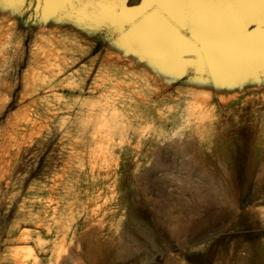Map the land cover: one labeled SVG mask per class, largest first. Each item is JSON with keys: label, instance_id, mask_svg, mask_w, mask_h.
<instances>
[{"label": "rangeland", "instance_id": "374dc122", "mask_svg": "<svg viewBox=\"0 0 264 264\" xmlns=\"http://www.w3.org/2000/svg\"><path fill=\"white\" fill-rule=\"evenodd\" d=\"M149 65L0 5V264H264V78Z\"/></svg>", "mask_w": 264, "mask_h": 264}, {"label": "water", "instance_id": "95a60500", "mask_svg": "<svg viewBox=\"0 0 264 264\" xmlns=\"http://www.w3.org/2000/svg\"><path fill=\"white\" fill-rule=\"evenodd\" d=\"M0 5H25L39 17L58 12L114 33L118 43L173 78L220 86L264 78V0H0ZM150 15L168 29L153 27ZM145 45L153 56L141 52Z\"/></svg>", "mask_w": 264, "mask_h": 264}, {"label": "bare ground", "instance_id": "6f19581e", "mask_svg": "<svg viewBox=\"0 0 264 264\" xmlns=\"http://www.w3.org/2000/svg\"><path fill=\"white\" fill-rule=\"evenodd\" d=\"M156 18L158 19L157 20V22H155V20H156ZM148 22L149 23H151L152 25H153V27H161L160 29H164V30H166V29H168V27L162 22V21H160L159 20V17L158 16H156V15H153L149 20H148ZM167 33H170L169 31L167 32ZM148 55L151 57V56H153L152 55V51L148 48ZM161 56V55H160ZM157 61L158 60H156V59H153L152 58V65H154L155 66V64H157ZM150 66V65H149ZM152 67V71L154 72V73H156L159 77H168L167 75V73L166 72H164V71H161V70H158V69H156V68H154L153 66H151ZM166 71V70H165ZM169 72V71H168ZM166 80V79H165ZM171 80V79H170ZM173 80H175V79H173ZM170 84V83H169ZM142 238H143V240H144V242L145 243H150L149 241V238H148V236L145 234V233H143L141 230L140 231H136ZM23 234H25V233H23ZM54 248V247H53ZM34 257V256H33ZM20 260H22V259H20ZM25 261V260H24ZM36 263V261H35V259H34V262H33V264H35Z\"/></svg>", "mask_w": 264, "mask_h": 264}, {"label": "snow or ice", "instance_id": "6c2138e0", "mask_svg": "<svg viewBox=\"0 0 264 264\" xmlns=\"http://www.w3.org/2000/svg\"><path fill=\"white\" fill-rule=\"evenodd\" d=\"M16 2H19V0H16Z\"/></svg>", "mask_w": 264, "mask_h": 264}]
</instances>
